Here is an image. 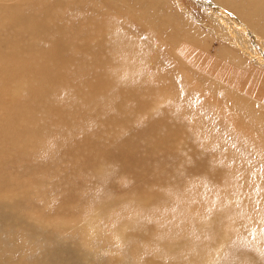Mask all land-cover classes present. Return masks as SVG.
I'll use <instances>...</instances> for the list:
<instances>
[{
	"label": "bare ground",
	"instance_id": "1",
	"mask_svg": "<svg viewBox=\"0 0 264 264\" xmlns=\"http://www.w3.org/2000/svg\"><path fill=\"white\" fill-rule=\"evenodd\" d=\"M34 1L38 3L39 0ZM42 3L47 11H68L66 13L70 11L73 14L71 16L73 23L75 24L74 19L78 18L77 24L83 29L82 44L76 43L75 33L61 40L65 44L66 52L71 55V58L64 59L67 62L66 65L77 63L88 69L91 62L96 59L97 45L104 44L103 40L107 37L114 38L118 42L127 40L128 36L125 34L127 28L122 29V27L128 25L132 27V32L139 38L138 40L146 44L150 57L154 58L149 46L158 49L157 68L148 72V67L146 71H143L138 65L136 77L140 79V82L136 84L134 81H127L126 88L136 90L143 98H146L150 89H153L154 92L150 96L152 111L147 114L149 117L164 116L166 113L173 112L169 116L175 118L180 116L183 110L190 113L201 112L205 119L198 118L193 123L195 129L198 130V137L191 131L182 130L178 132L179 134L172 136L179 140H171L172 142L168 144L173 143L174 149L179 151L182 155L180 156L186 161V173L194 169L196 174L198 172L205 173V175L208 173L210 178L214 175L210 168L214 164V158L221 157L225 153L223 152L225 148L232 147L233 154H243L248 159L246 170L251 172L248 178L240 174V178H237L238 184L234 183L231 190L224 186H221V190L227 195H238L247 201L252 199L253 173L264 172V0H42ZM29 4L28 0H0V47L6 48V51L10 53V58H2L1 53L4 50H0V90L5 89L8 97L9 94L14 93L15 96L10 100L24 96L27 88L35 83V79L28 74H34L39 69V65L35 66L33 62L29 65L21 64L24 56L20 50L36 45L40 34L30 17L34 15V11L33 6L28 7ZM24 32L29 33V38L23 35ZM2 33L7 35L3 36ZM212 39L217 42L214 55H210L208 51ZM138 49L141 50L140 47ZM40 55L36 56L40 57ZM15 57L18 62H11V66L10 59L13 60ZM59 58L63 59L62 56ZM78 59L82 60L81 63L76 61ZM58 64L63 65V62H58ZM66 65L60 68L66 69ZM8 66L11 69V77L7 82ZM205 66L207 70L204 73L209 74L205 85H201L199 80ZM161 67L167 71L160 69ZM127 70V65L123 63L120 78L132 77L131 74L126 75ZM98 79L99 75L93 79L92 84L96 85ZM40 83L49 89L53 88L56 95L59 94L62 99L66 100L72 94L70 106L73 109L84 107V112L94 110L91 116L94 114L95 119L101 114L112 116L117 109L121 108V105H116L115 94L118 89L114 84L103 82L102 86L103 90L106 88L116 90L115 93L113 92L114 98L112 96L103 98L102 96L99 99L97 95L86 96L84 88L79 86L80 77L75 82H71L67 88L58 84L57 90L53 86L57 83L55 78H42ZM75 93L78 96L74 95ZM60 97L45 98L47 110ZM128 100L129 97L126 103ZM171 104L177 106L176 112L172 110ZM213 108L217 112L211 111ZM125 115H132L127 106ZM144 118L146 120V116L140 118L142 124L145 122ZM83 132L85 137L82 132H79L74 139L79 142L78 146L83 150L80 156L84 159V155L94 148L104 147L97 142V138L90 135V126ZM210 134L211 136H208ZM220 134L233 140L229 146ZM104 140L106 141L107 138ZM123 142L125 148L135 146L136 154L133 152L125 154L124 159L128 169L130 165L138 171L143 158H152L150 149L137 155L135 143L114 141L106 149V155L98 156L102 160L94 165L93 169L96 174L92 173L83 178L81 183L86 182V185L82 189L71 193V187L77 184L72 180L66 181L64 186H61L60 173H56L55 170L56 167L61 171L59 165L61 159H57L52 165L54 168H51L49 186L51 191L47 202L40 205L41 202L37 201V206L27 211L24 210L26 205L23 204L16 203L12 210L0 204V212L6 211L9 217L19 224L18 234L22 233L26 240L25 242V240L14 239L16 243L14 245L1 236L0 232V256L6 255L7 259L13 260L14 254L20 253L25 248L32 252L35 245L29 240L32 237L31 229H34L40 233L49 230V235L56 239V244L64 241H78L80 245L94 254L93 258L89 259L93 264H151L152 262L143 256L136 255L147 250L157 251V253L161 250L174 252L178 257L167 260L169 264H208L218 261L224 263L227 258L226 255H221L223 248L212 249L200 259H191V255L187 252H190L189 249L196 245L190 238H185L183 243L172 245L171 250L163 247V243L168 240L165 238L175 232L171 228V222L170 224L163 222V227L158 230L156 228L149 230L147 225H135L131 219L138 200L137 194H139L134 191L135 187H133L134 195L121 196L117 193L120 197L112 198L115 195L113 194L114 188L121 193L127 185L132 186L129 179H126L115 165L111 164L113 153L123 155V151L125 152ZM4 144L7 145V142ZM47 145L51 144L47 143L40 147L35 144L31 145L28 152L31 155L36 154ZM116 155L112 157L113 160ZM128 156H133V161L126 158ZM199 156L206 157L205 162L200 163ZM77 157L78 155L75 156V160ZM6 158L7 156L4 159L0 158V164ZM154 158L159 157L155 155ZM87 159L89 161L91 155ZM179 160L182 161L181 158ZM72 163L74 165L77 162L72 161ZM151 164L154 163L151 162ZM147 165L149 161H146L145 166ZM115 172H119L120 180L112 179L104 187L110 175ZM130 178H134L132 180L135 181V177ZM162 179V177L157 178V181ZM210 185L207 187L217 188L216 185ZM58 189L59 191L61 189L60 193L57 192ZM31 191L32 188H29L27 194L30 195ZM46 194L47 191L44 192V195ZM16 196L14 190L7 192L0 190V199L17 198ZM214 196L212 195V198ZM34 198L41 201L43 199L37 194H34ZM97 200L104 202L100 201V204H97V207L91 211L88 207L80 209L82 204L87 206L89 201L96 202ZM55 203L58 204L57 207L54 206ZM230 206L231 204H228L224 210H228ZM199 211V208L195 211L187 209L191 218H197ZM52 212L61 216H72V218H60L58 215L54 217V214L51 217ZM262 230H264V225ZM154 238L162 242L160 247L157 242L154 244L146 241ZM29 252L26 253L27 264H85L82 252L72 253L67 248L57 250L56 256L60 258V262L42 263L41 254L30 256ZM201 252L205 254V249ZM100 253H105V255L99 256ZM74 259L77 262H73ZM261 261L264 262V257ZM248 264L257 263L252 259Z\"/></svg>",
	"mask_w": 264,
	"mask_h": 264
},
{
	"label": "rangeland",
	"instance_id": "2",
	"mask_svg": "<svg viewBox=\"0 0 264 264\" xmlns=\"http://www.w3.org/2000/svg\"><path fill=\"white\" fill-rule=\"evenodd\" d=\"M28 1H30L28 7L33 6L34 11V15L30 17L40 34L36 40V45L20 50L24 56L21 64L29 65L33 62L35 66L39 65V69L34 74H28V76L35 79V83L32 87L27 88L24 96L10 100L11 97L15 96L14 93L9 94L8 97L5 94V89L0 90V158L4 159L7 156L6 160L0 164V190L3 192L14 190L17 194V198L0 199V204L5 205L9 210H12L16 203L23 204L26 205L24 210L27 211L35 208L38 204L37 201L41 202L40 205L47 202L51 191L49 189L51 168H54L52 165L57 159H61V162H59L61 171L55 167L56 173H60L59 178L62 183L60 185L64 186L66 181L72 180L73 182L76 181L77 184L71 187V193L82 189L86 185V182L81 183L83 178L92 175V173L96 174L93 169L94 165L102 160L98 156L106 155V149L111 146V143L114 141H131L137 145V155H141L150 149L152 158H143L138 171L130 165V169H128L125 164V154L135 153V146L125 148L123 142L124 156L117 152L113 153L111 164L115 165L126 179H129L128 181L132 186L127 185V188L125 187L121 193L117 188H114L113 194L115 195L112 197V194L111 197L134 195L133 187H135L134 191L139 192L135 210L131 215L135 225H147L149 230H152V228L158 230L163 227V222L164 224H170L171 222V228L175 232L165 238L168 240L163 243V247L171 250L172 245L183 243L185 238H190L192 243L196 245L189 249L190 252H187L193 260L202 258L210 253L212 249L223 248L221 255H226L227 260L224 263L218 261L208 264H248L252 259L257 264H264L261 261V258L264 257V230H262L264 225V172L253 173L251 179L253 194L250 201L238 195H227L221 190V186L231 190L234 183L238 184L237 178H240V174L248 178L249 173H251L246 170L248 159L243 154H233L232 147L224 149V156L214 158V164L210 167L214 173L211 176L212 178L208 173L206 175L201 172L196 174L194 169L186 173V161L181 157V153L174 149V144L168 143L175 139L178 141L177 137L173 138L172 136L179 134L178 132L182 130L191 131L198 137V130L195 129L193 123L198 118H204L202 113H190L183 110L182 114L175 118L169 116L173 112L166 113L164 116L149 117L147 114L152 111L150 96L154 92L153 89H150L146 98H143L136 90L126 88L127 81H134L136 84L140 82V79L136 77L138 65L142 67L143 71H146L148 67V72L157 68V64H159L156 56L158 49L149 46L154 58L150 57L146 50V44L138 40L139 38L132 32V27L128 25L122 27V29L127 28L125 33L128 36L127 40L118 42L114 38L107 37L103 40L104 44L97 45L96 59L91 62L88 69L77 63L66 65L67 62L64 59L71 58V55L66 52L65 44L61 40L63 38L67 39L75 33L77 35L76 43H83V29L77 24L78 18L74 19L76 22L74 24L71 18L73 14L70 11L69 13L63 10H60L61 12L47 11L43 7L42 0H39L38 3L34 0ZM41 8L42 10H40ZM1 35L6 36L7 34L2 33ZM23 35L29 38L28 32H24ZM133 43L137 46H134ZM215 44L217 42L214 39L209 43L208 51L210 55L216 53L217 45ZM0 50H4L1 53L2 58H10V53L6 51V48L0 47ZM37 54H41L40 57H37ZM59 56H62L63 59H60ZM147 58L148 61H146ZM76 61L81 63L82 60L78 59ZM11 62H18V60L16 57L13 60L10 59L9 64L12 66ZM58 62H63V65H59ZM123 63L128 67L126 75H132L129 79L120 78ZM64 65H66V69L60 68ZM79 66L81 67L80 70ZM130 67H132V70H130ZM8 69L9 78L7 82L11 77L9 66ZM160 69L167 71L163 67ZM205 70H207V66L201 72L202 77L199 80L201 85H205L209 74L204 73ZM98 75L99 79L96 85H93L92 81ZM78 77H80L79 86L84 88L88 97L97 95L99 99L102 96L103 98L110 96L114 98L116 90L112 88L103 90L102 86L103 82L116 85L118 91L115 94V101L116 105H121V108L117 109L112 116L101 114V116L97 115V119H95L94 114L91 116L94 110L90 109L88 112H84V107L73 109L70 106L72 94L66 100L62 99L58 93L56 95L53 88L49 89V87L40 83L42 78H55L57 83L53 86L57 90L58 84L67 88L71 82L78 80ZM125 90L128 91L125 92ZM74 95L78 96L77 93ZM49 96L52 98L59 96L60 99L47 110L45 98ZM128 97L129 100L126 103ZM126 106L132 115H125ZM171 107L176 112L177 106L171 104ZM211 111L217 112L215 108ZM144 116H146V120L144 118L143 121L145 122L142 124L140 118ZM89 126L90 135L97 138V142L104 148H94L91 152L86 153L83 159L80 156L83 150L74 138L77 137L79 132L84 134L83 130ZM220 135L224 137L227 146L233 141L224 134ZM208 136H211V134ZM105 138H107L106 141ZM213 141L216 142L214 138ZM4 142H7V145ZM47 143L51 145L42 147L36 154L31 155L28 152L31 145L35 144L40 147ZM255 145L259 146V144ZM115 154L117 155L113 160L112 157ZM76 155L78 157L75 160ZM90 155L91 159L88 161L87 157ZM155 155H158L159 158H154ZM177 155H179L178 159ZM126 158L133 161V156ZM180 158L183 163L179 160ZM205 160L206 157L204 156L198 157L200 163L205 162ZM72 161L77 163L73 165ZM146 161H149L147 167L145 166ZM151 162L154 164H151ZM87 167H90V169H87ZM177 167L180 169L178 170ZM158 174L163 178L162 180L157 181V178H160ZM118 175L119 172L111 174L104 187L110 180L119 179ZM136 175H138V179H136ZM130 177H135V181L133 182L132 179L134 178ZM208 184H212L210 186L216 185L217 188H209L207 187ZM29 188H32L30 195L27 194ZM172 190H175L174 193L168 194ZM46 191L47 194L44 195ZM60 191L58 189L57 192L60 193ZM34 194L41 196L42 201L35 199ZM212 195H215L214 198H212ZM158 199L161 201L158 202ZM97 201H89L87 206L82 204L80 209L88 207L91 211V209L97 207V204H100L101 200ZM228 204H231V206L225 211L224 209ZM56 205L58 204L55 203L54 206L57 207ZM198 208L200 209L199 216L191 218L187 209L195 211ZM128 213L130 214V212ZM53 214L54 217L58 215L52 212L51 217ZM58 216L65 219L72 218V216ZM0 226L1 236L14 245H16L14 239L25 240L22 233L18 234L17 226L19 224L13 218H10L6 211L0 212ZM48 231L40 233L31 229L32 237L29 241L35 245L34 250L29 252L25 248L20 253H15L13 260L7 259L6 255L0 256V264H27V252L30 256L41 254L42 263L60 262V258L56 256V252L60 248H67L72 253L82 252L84 263L93 264L89 259L93 258L94 254L80 245L78 241H64L56 244V239L49 235ZM145 232L149 233L150 231ZM15 234L17 235L14 236ZM146 241L154 244L157 242L159 247L162 245V242L157 241L155 238ZM202 249H205V254L201 252ZM104 255L105 253L99 254V256ZM136 255L143 256L151 261V264H169L167 260L178 257L174 252L165 250L158 253L157 251L147 250ZM73 262H77V260L74 259Z\"/></svg>",
	"mask_w": 264,
	"mask_h": 264
}]
</instances>
